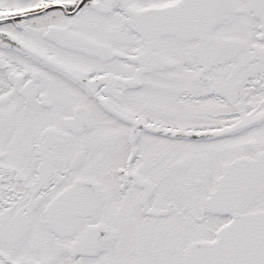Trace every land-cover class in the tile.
Returning <instances> with one entry per match:
<instances>
[{
    "label": "snow or ice",
    "instance_id": "obj_1",
    "mask_svg": "<svg viewBox=\"0 0 264 264\" xmlns=\"http://www.w3.org/2000/svg\"><path fill=\"white\" fill-rule=\"evenodd\" d=\"M0 264H264V0H0Z\"/></svg>",
    "mask_w": 264,
    "mask_h": 264
}]
</instances>
